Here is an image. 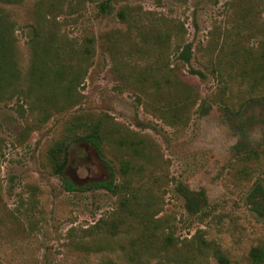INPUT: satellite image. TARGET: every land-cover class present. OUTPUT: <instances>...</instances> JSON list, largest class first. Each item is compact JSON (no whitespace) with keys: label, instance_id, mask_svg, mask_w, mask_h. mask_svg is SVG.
<instances>
[{"label":"rangeland","instance_id":"1","mask_svg":"<svg viewBox=\"0 0 264 264\" xmlns=\"http://www.w3.org/2000/svg\"><path fill=\"white\" fill-rule=\"evenodd\" d=\"M257 186L264 0H0V264H264Z\"/></svg>","mask_w":264,"mask_h":264},{"label":"trees","instance_id":"2","mask_svg":"<svg viewBox=\"0 0 264 264\" xmlns=\"http://www.w3.org/2000/svg\"><path fill=\"white\" fill-rule=\"evenodd\" d=\"M100 10L102 13H108L110 11V5L105 2L100 5ZM118 16L121 20H126V12L120 11ZM87 52H90V49H87ZM192 58V46L190 44H186L184 46L183 51L180 54V59L184 63H189ZM199 76H203V73L197 72ZM100 125H94L91 127L90 132L83 137V141L91 145L96 151L101 152V133H100ZM70 154V151L67 149V146L57 145L56 147H52L49 151L50 162L53 165L54 173L60 175L64 180L65 189L68 192H73L78 190V188L65 176V170L67 168V155ZM111 170V176H114V170L108 167ZM92 188H103L112 193H115L117 190V186L114 183L112 178L111 181L107 182H98L91 184ZM182 196L185 201V207L187 211L191 214H198L203 211L206 206V199L204 198V192L194 193L187 189H183ZM258 198L264 199V192L261 187L257 186L254 188L253 192L250 195V198ZM251 203L255 206V211L264 216V207L263 202L251 200ZM198 240L205 246L209 245V242L204 240L203 237H198ZM220 260L225 259L219 250L215 252ZM252 258L257 262H262L264 260V251L260 248L255 249L252 253Z\"/></svg>","mask_w":264,"mask_h":264}]
</instances>
